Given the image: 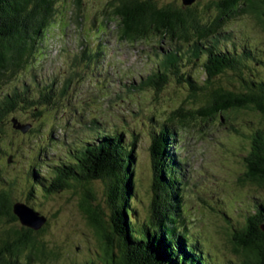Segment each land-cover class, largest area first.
Here are the masks:
<instances>
[{
  "label": "trees",
  "instance_id": "obj_1",
  "mask_svg": "<svg viewBox=\"0 0 264 264\" xmlns=\"http://www.w3.org/2000/svg\"><path fill=\"white\" fill-rule=\"evenodd\" d=\"M58 1L0 0V84L11 81L34 59V43L44 37L43 29L54 16ZM213 5L214 16L202 19L194 6L159 0H111V18L121 22L127 37L157 36L170 45L182 44L181 48L171 46L156 54V72L150 82L156 92L173 83L199 105L188 110L183 106L173 109L168 123L150 131L153 177L144 217L139 216L133 179L135 135L129 142L123 140V132L114 129L83 141L80 146L72 145L63 160L49 164L50 170L43 171L45 175L38 172L42 163L31 165L24 179L26 204L30 197L35 198L37 190L42 198L67 189L82 194L80 208L98 235L100 253L85 256L77 264H218L211 259L208 247L189 235V223L184 221L185 160L176 156L180 147L173 122L181 125L196 116L210 119L218 114L230 119L243 113L244 117L250 114L251 119H242V126L237 129L241 138L240 161L245 167L237 182L255 189L256 195L248 196L243 203L238 201L233 210L231 204H220L217 210L229 216L235 210L243 213L242 225L227 223L230 248L239 264H264V77L258 75L254 66L264 68V54L255 44L236 43L222 30L239 14H251L264 29V0H217ZM100 51L90 53V59L98 57ZM185 54L192 58L190 68L183 66ZM52 92L53 89H39L35 98L31 89L22 85L4 95L0 99V135L5 133L9 114L18 108L52 104ZM36 114L40 115L41 110ZM3 140L1 136L0 145ZM2 178L0 170V222L11 226L0 229V264H22L18 262L20 256L24 264H52L49 262L58 259L60 251L38 236L47 227V219L37 230L13 225L18 221L12 211L17 201L11 196L12 183ZM94 181L104 183L107 212L99 203H93ZM114 246L118 249L116 257Z\"/></svg>",
  "mask_w": 264,
  "mask_h": 264
},
{
  "label": "rangeland",
  "instance_id": "obj_2",
  "mask_svg": "<svg viewBox=\"0 0 264 264\" xmlns=\"http://www.w3.org/2000/svg\"><path fill=\"white\" fill-rule=\"evenodd\" d=\"M214 1L217 0H194L184 5L182 0H159L182 7L194 6L202 19L214 16ZM110 2L59 0L54 6V16L43 29L44 37L34 43V59L11 81L0 84V99L22 85L28 86L35 98L39 96L36 95L39 89H53L52 104L35 109L34 106L26 110L18 108L5 121V133L0 135L4 138L0 145V170L2 179L12 183L13 201L25 202L24 179L31 165L42 163L37 168L45 175L43 171L50 170L49 164L63 160L72 145L80 146L100 133L117 129L123 132V140L130 142L134 135L136 137L133 179L139 199V216L144 217L147 212L153 177L150 131L154 126L168 123L173 109L183 106L188 110L198 107L199 102L191 101L185 96L186 91L173 83L156 92L150 82L156 72V54L164 53L171 46L181 48L182 44L170 45L157 36L127 37L121 22L111 18ZM229 22L222 30L232 36L233 41L255 44L264 54V29L256 18L251 14H239ZM96 50L101 53L90 59V53ZM191 61L192 58L185 54L183 62L186 65L183 66L190 68ZM254 66L258 75L264 77V68L258 64ZM39 109L41 114L37 115ZM244 116L245 113L222 119L218 114L208 117L210 119L196 116L181 125L173 122L180 147L176 156L185 160L182 166L184 221L189 223V235L208 247L211 259L218 264L240 263L230 248L227 223L242 225L243 213L235 210L231 216L223 215L217 207L231 204L233 210L238 201L243 203L256 195L255 189L251 191L249 186L237 182L245 170L240 161L241 138L237 129L241 128L242 119H251L250 114ZM13 117L22 124H30V128L25 133L15 129L10 120ZM91 185L93 203H99L107 212L104 183L94 181ZM39 193L40 190L35 191V198L30 197L27 204L30 205V201L33 204L30 206L47 219V227L39 238L60 251L58 259L49 263L77 264L85 256L100 253L98 235L87 224L80 208L82 194L79 191L67 189L49 198H42ZM13 225L23 226L19 220ZM9 226L11 224L0 222V229ZM113 251L116 257V246ZM20 261L24 264L21 256L18 257Z\"/></svg>",
  "mask_w": 264,
  "mask_h": 264
},
{
  "label": "water",
  "instance_id": "obj_3",
  "mask_svg": "<svg viewBox=\"0 0 264 264\" xmlns=\"http://www.w3.org/2000/svg\"><path fill=\"white\" fill-rule=\"evenodd\" d=\"M193 1L194 0H182V3L188 5L193 3ZM11 123L15 129L24 133L30 128V124H22L15 117L11 118ZM12 211L23 226H27L35 230L40 228L46 221L44 216H40L37 211L22 201L15 202L13 204Z\"/></svg>",
  "mask_w": 264,
  "mask_h": 264
},
{
  "label": "bare ground",
  "instance_id": "obj_4",
  "mask_svg": "<svg viewBox=\"0 0 264 264\" xmlns=\"http://www.w3.org/2000/svg\"><path fill=\"white\" fill-rule=\"evenodd\" d=\"M156 53H157V52H156ZM157 54H159V52H158Z\"/></svg>",
  "mask_w": 264,
  "mask_h": 264
}]
</instances>
